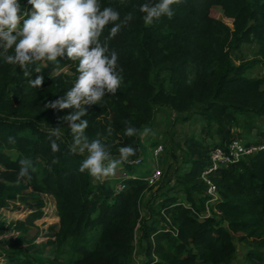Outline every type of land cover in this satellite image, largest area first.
Segmentation results:
<instances>
[{
  "label": "trees",
  "instance_id": "trees-1",
  "mask_svg": "<svg viewBox=\"0 0 264 264\" xmlns=\"http://www.w3.org/2000/svg\"><path fill=\"white\" fill-rule=\"evenodd\" d=\"M146 2L100 0L102 7L114 8L121 17L132 12L134 18L108 42L123 68L120 88L82 117L89 121L86 134L90 138L100 134L118 154L126 145L137 149L124 163L128 169L133 167L128 162L141 155L140 135L126 136L125 128L128 122L145 128L151 101L185 112L197 106L203 132L214 135L219 145L238 138L232 130L238 124L237 114L247 110L244 103L254 104L249 110L255 113L264 111V79L246 78L244 71L251 62L235 64L230 53L255 39L264 67V0H180L172 6L175 15L171 19L162 16L152 25H145L139 11V5ZM217 10L223 19L215 16ZM42 62L55 69L67 68L70 74L52 78L44 74L43 85L33 87L29 81L39 74L36 69ZM42 62L32 66L31 76L25 77L18 65L0 57V208L11 200L30 201L31 206L24 219H0V251H8L10 264H131L135 238L143 256L141 264H233L235 239L255 244L247 257L253 258V264H264V147L209 173L219 197L207 215L209 196L201 173L209 165L211 145L187 139L191 157L184 174L189 184L186 199L161 192L158 226L151 217L139 218V200L151 187L143 176L124 179L125 189L116 192L94 186L88 171L80 172L84 157L70 151L67 122H60V151L52 152L51 141L56 138H49V130L57 126L58 116L74 109L54 112L47 107L46 127L31 117L6 115L15 106L51 101L73 87L77 61L65 58L59 66ZM256 135L248 146H264V129ZM9 136L16 139L15 144L8 142ZM24 158L32 159L38 170L31 173V181L22 179L17 184L19 161ZM40 194L53 197L58 223L49 226L47 240L37 244L40 229L35 221L43 216L44 207ZM31 228L35 233L28 236ZM7 231L16 235L4 238ZM47 246H55L54 257L42 256ZM12 249L34 254L18 259L9 253Z\"/></svg>",
  "mask_w": 264,
  "mask_h": 264
},
{
  "label": "clouds",
  "instance_id": "clouds-1",
  "mask_svg": "<svg viewBox=\"0 0 264 264\" xmlns=\"http://www.w3.org/2000/svg\"><path fill=\"white\" fill-rule=\"evenodd\" d=\"M180 0H151L139 5L145 25H152L162 16L171 19L175 15L172 7ZM128 12L123 17L112 7H102L100 0H27L25 6L21 0H0V57L5 63L18 65L25 77L31 76L29 70L38 62L48 61L59 66L67 58L77 61V77L73 87L63 96L48 102L49 109H74L68 115L57 117V126L49 130L52 152H59L57 143L63 135L60 122H67L72 134L70 151L73 154L87 153L80 164V172L88 171L94 178L114 176L118 165L134 156L137 149L131 145L119 148V158H114L100 134L90 138L86 134L89 121L82 119L89 109L103 103L107 94L115 95L123 81V68L118 61V53L110 50L109 41L115 38L121 29L133 19ZM112 25L108 34L103 36L106 27ZM9 50H12L11 52ZM39 72V68L36 69ZM190 82V81H189ZM29 83L40 87L44 83L43 75H37ZM129 126L125 135L153 134L152 129H140ZM112 129H108L111 134ZM8 142L16 143L12 136ZM19 173L16 183L22 179L32 180L31 173L37 172L32 159L19 161Z\"/></svg>",
  "mask_w": 264,
  "mask_h": 264
},
{
  "label": "rangeland",
  "instance_id": "rangeland-1",
  "mask_svg": "<svg viewBox=\"0 0 264 264\" xmlns=\"http://www.w3.org/2000/svg\"><path fill=\"white\" fill-rule=\"evenodd\" d=\"M216 17L223 19L220 10H217ZM226 23L230 24L229 20L225 19ZM232 59L235 64L239 63H250L251 65L245 69L244 76L246 78H262L264 79V67L259 62V45L255 39H252L249 43H243L237 50L230 52ZM39 75L47 74L50 78L56 77L60 73L70 74L67 68L55 69L51 68L46 62H42L39 65ZM150 77H153L151 73ZM261 87H264L262 83ZM49 101L42 103H35L27 107L15 106L14 109L6 113L7 116H22L31 117L37 120L40 124L45 125V115L47 112V104ZM150 104V122L145 126L152 129L153 134L147 136L140 135V153L141 163L134 165L128 169L124 163L118 165L116 174L114 176L94 178L90 176L91 183L94 186H104L106 188L117 191V186L124 183L123 180L127 177L126 173L135 176H145L148 171H151L155 166L156 162L152 156V150L157 145H162L163 152L159 156L157 164L161 171L159 179L148 188L141 196L139 200V218L140 217H151L150 220L156 225L160 226L161 223V211L158 210L159 194L161 192L173 194L180 200L185 201L186 187H189L188 183H185V171L189 167L190 154L186 145V140L189 138H195L204 144L213 145L218 142V139L213 136H208L207 133L203 132L204 121L199 115V109L197 106L191 107L190 111H180L172 108L169 105H163L162 103L149 102ZM244 112L237 114L238 124L232 130L238 133V138L242 142L248 143L255 141L257 138V131L264 129V111L255 113L249 110L250 107H254V104L244 103ZM71 112L67 113L70 114ZM143 129L141 130V132ZM72 138V134L70 136ZM114 158H119V154L116 152V148H109ZM84 159L87 157V153L81 154ZM3 169L0 167V171ZM126 172V173H125ZM1 177V174H0ZM158 189V190H157ZM169 189V190H168ZM155 193L156 196H152ZM33 195H37L33 193ZM158 195V196H157ZM40 198L44 201L43 216L35 221V224L40 229L38 236L35 239V243L40 244L47 240L48 227L58 223V217L55 210V201L49 194H40ZM197 198L198 195L196 194ZM31 211L30 201L23 202L19 200H11L3 208H0V219L5 221L24 219ZM208 215V214H207ZM35 233V229L31 228L28 236H32ZM137 233V227L135 234ZM16 235L11 231H7L4 238L13 237ZM136 238L134 239L135 246L130 255L131 264H141L143 259L141 249L136 245ZM235 242V256L232 260L233 264H253V258L247 257V251L252 248H256L255 244H245ZM55 246H47L43 257L52 258L54 257ZM9 252L15 258L24 259L34 254L32 250H21L12 249ZM8 251H0V264H10V257L7 254Z\"/></svg>",
  "mask_w": 264,
  "mask_h": 264
},
{
  "label": "built area",
  "instance_id": "built-area-1",
  "mask_svg": "<svg viewBox=\"0 0 264 264\" xmlns=\"http://www.w3.org/2000/svg\"><path fill=\"white\" fill-rule=\"evenodd\" d=\"M21 2L27 6V0H21ZM264 146H248L246 143L242 142L241 139L236 138L228 143H225L224 145H219V143H215L211 145L209 152H208V158H209V165L202 171L201 178L206 183V195L209 196V199L206 201V208H205V214L211 213V207L213 203L216 201V199L219 197L217 188L213 184V182L209 179L208 175L210 172L214 171L218 167H224L229 164L235 163L237 161L242 160L245 156L253 153L258 148H263ZM163 152L162 145H157L152 150V156L154 161L156 162V166L151 170L148 171V173L144 176V179L147 181L148 186H152L160 177L161 171L159 169V166L157 164L159 156ZM142 161L141 156L137 157L136 159L129 161V165H138ZM126 173V172H125ZM127 178L133 177L134 175H128L126 173L125 175ZM125 189V184L121 183L119 186H117V191L119 192L121 190Z\"/></svg>",
  "mask_w": 264,
  "mask_h": 264
}]
</instances>
